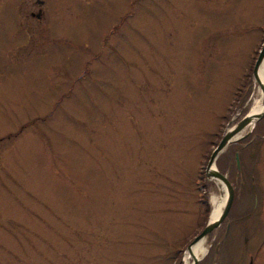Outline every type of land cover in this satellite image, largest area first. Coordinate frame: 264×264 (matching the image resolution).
I'll return each mask as SVG.
<instances>
[{
	"label": "rangeland",
	"instance_id": "1",
	"mask_svg": "<svg viewBox=\"0 0 264 264\" xmlns=\"http://www.w3.org/2000/svg\"><path fill=\"white\" fill-rule=\"evenodd\" d=\"M33 1L0 0V264H184L260 106L264 0Z\"/></svg>",
	"mask_w": 264,
	"mask_h": 264
},
{
	"label": "flooded vegetation",
	"instance_id": "2",
	"mask_svg": "<svg viewBox=\"0 0 264 264\" xmlns=\"http://www.w3.org/2000/svg\"><path fill=\"white\" fill-rule=\"evenodd\" d=\"M41 6L34 0L28 18L43 19ZM259 103L258 110H252L257 115L254 122L237 138L238 145L225 151V169L219 168L231 189L230 204L218 226L220 239L214 240L211 251L216 263L219 254V264H264V108Z\"/></svg>",
	"mask_w": 264,
	"mask_h": 264
},
{
	"label": "water",
	"instance_id": "3",
	"mask_svg": "<svg viewBox=\"0 0 264 264\" xmlns=\"http://www.w3.org/2000/svg\"><path fill=\"white\" fill-rule=\"evenodd\" d=\"M37 2L42 3L41 0H37ZM263 62H264V41L257 52V55L254 59L251 69L252 80L257 84L259 89L261 108H264V82L261 81V79L259 78V68L261 67ZM256 116L257 115L255 111L252 110H249L247 113H245L239 120H237L233 125L227 128L226 131H224V133L221 135L218 142L216 143V145L209 154L204 169V175L208 181H212L214 183L219 182L224 190L225 195H224V201L222 207L219 213L217 214V216L214 219L207 220V222L202 227V229L192 238V240L186 245L183 251V256L185 252H187L192 257L191 259L192 264H197V262L201 258V257L196 258L194 255L191 254V248L193 244H195L198 240L205 238L212 230H215V228L219 226L230 204L231 189L229 183L227 182L225 177L214 166V159L216 158L217 154L227 145V143L235 138L234 137L235 133L239 131L243 126H248L251 123H253Z\"/></svg>",
	"mask_w": 264,
	"mask_h": 264
},
{
	"label": "bare ground",
	"instance_id": "4",
	"mask_svg": "<svg viewBox=\"0 0 264 264\" xmlns=\"http://www.w3.org/2000/svg\"><path fill=\"white\" fill-rule=\"evenodd\" d=\"M263 64H264V62H263ZM263 64L259 68V78L261 79V81L264 82ZM256 105H257V103H256ZM255 109H257V106L255 107ZM217 183H218L219 188L221 189L222 188L221 184L219 182H217ZM223 201H224V192L222 191L221 199H219L218 201H216V199H215V201L212 202L213 208H212V213H211V219H214L217 216V214L219 213V211L222 207ZM205 242L206 241L203 238V239L198 240L195 244H193V246L191 248V254L194 255L196 258H199L200 256H202L207 249ZM183 258H184V264H192V260H191L192 257L189 255V253L185 252Z\"/></svg>",
	"mask_w": 264,
	"mask_h": 264
},
{
	"label": "trees",
	"instance_id": "5",
	"mask_svg": "<svg viewBox=\"0 0 264 264\" xmlns=\"http://www.w3.org/2000/svg\"><path fill=\"white\" fill-rule=\"evenodd\" d=\"M263 36H264V35H263ZM262 39H264V37H262ZM256 54H257V52H256ZM200 197H202V193H201ZM201 202H204V208H205V207H206V201H205V199H204V195H203V197L201 198Z\"/></svg>",
	"mask_w": 264,
	"mask_h": 264
}]
</instances>
